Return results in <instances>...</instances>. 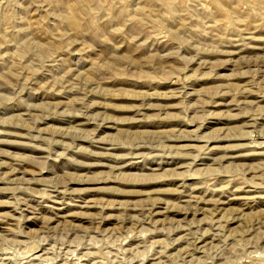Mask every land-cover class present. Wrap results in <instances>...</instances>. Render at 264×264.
Wrapping results in <instances>:
<instances>
[{"label": "rangeland", "instance_id": "1", "mask_svg": "<svg viewBox=\"0 0 264 264\" xmlns=\"http://www.w3.org/2000/svg\"><path fill=\"white\" fill-rule=\"evenodd\" d=\"M0 264H264V0H0Z\"/></svg>", "mask_w": 264, "mask_h": 264}, {"label": "bare ground", "instance_id": "2", "mask_svg": "<svg viewBox=\"0 0 264 264\" xmlns=\"http://www.w3.org/2000/svg\"><path fill=\"white\" fill-rule=\"evenodd\" d=\"M89 1V0H88Z\"/></svg>", "mask_w": 264, "mask_h": 264}]
</instances>
